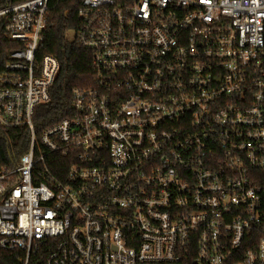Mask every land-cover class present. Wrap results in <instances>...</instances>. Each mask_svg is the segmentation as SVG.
<instances>
[{
    "label": "built area",
    "instance_id": "2783aa9c",
    "mask_svg": "<svg viewBox=\"0 0 264 264\" xmlns=\"http://www.w3.org/2000/svg\"><path fill=\"white\" fill-rule=\"evenodd\" d=\"M51 0L0 7V250L21 264H264V0H80L94 85L37 137ZM66 158L60 179L52 168Z\"/></svg>",
    "mask_w": 264,
    "mask_h": 264
},
{
    "label": "trees",
    "instance_id": "16d2710c",
    "mask_svg": "<svg viewBox=\"0 0 264 264\" xmlns=\"http://www.w3.org/2000/svg\"><path fill=\"white\" fill-rule=\"evenodd\" d=\"M12 1L15 0H0V7ZM79 8L80 0H51L46 12V25L38 51L41 55L47 54L56 59L58 72L49 91V102L40 105L33 117L37 137L43 129L69 115L74 89H87L94 85L91 51L80 46L74 36L81 23ZM69 32L72 33L71 38L67 36ZM18 47V43L0 38V71L8 60L9 52ZM27 143L26 130L0 127V169L11 168L17 157L26 151ZM45 156L62 164L58 170L51 169L54 178L60 179L67 171V159L59 155ZM21 260L20 252L0 250V264H21Z\"/></svg>",
    "mask_w": 264,
    "mask_h": 264
},
{
    "label": "rangeland",
    "instance_id": "374dc122",
    "mask_svg": "<svg viewBox=\"0 0 264 264\" xmlns=\"http://www.w3.org/2000/svg\"><path fill=\"white\" fill-rule=\"evenodd\" d=\"M67 36H68L69 38H71V37H72V33L69 32Z\"/></svg>",
    "mask_w": 264,
    "mask_h": 264
}]
</instances>
